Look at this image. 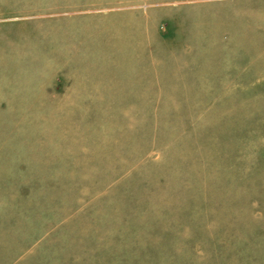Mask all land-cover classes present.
Instances as JSON below:
<instances>
[{"label":"rangeland","instance_id":"1","mask_svg":"<svg viewBox=\"0 0 264 264\" xmlns=\"http://www.w3.org/2000/svg\"><path fill=\"white\" fill-rule=\"evenodd\" d=\"M0 264H264V0H0Z\"/></svg>","mask_w":264,"mask_h":264}]
</instances>
